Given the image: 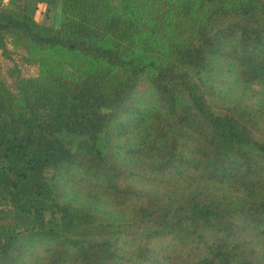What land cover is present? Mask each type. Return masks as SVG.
<instances>
[{
  "label": "trees",
  "instance_id": "16d2710c",
  "mask_svg": "<svg viewBox=\"0 0 264 264\" xmlns=\"http://www.w3.org/2000/svg\"><path fill=\"white\" fill-rule=\"evenodd\" d=\"M31 1L0 0L39 67L0 63V264H264V0Z\"/></svg>",
  "mask_w": 264,
  "mask_h": 264
},
{
  "label": "rangeland",
  "instance_id": "374dc122",
  "mask_svg": "<svg viewBox=\"0 0 264 264\" xmlns=\"http://www.w3.org/2000/svg\"><path fill=\"white\" fill-rule=\"evenodd\" d=\"M29 10L35 15L39 22L48 26H59L63 21V11L61 0H50L46 3H37L31 1L28 5ZM8 48L10 53L5 54L0 48V63L3 69V75L8 84L14 89V78L11 76V69L18 67L22 76H35L38 73V64L25 60L27 52L23 48H16L12 41L8 40ZM208 79L211 84L229 100H236L242 98L243 85L233 75H222L216 72L209 74ZM254 90H260L258 85H253ZM138 96L145 104L150 103L154 96V92L147 82H141L137 89ZM255 100L254 98H252ZM250 100V101H253ZM88 182L76 184L70 188V196H75V193L82 196L84 190L87 188ZM43 246L36 247L33 251L36 254H43ZM29 264V263H27Z\"/></svg>",
  "mask_w": 264,
  "mask_h": 264
}]
</instances>
